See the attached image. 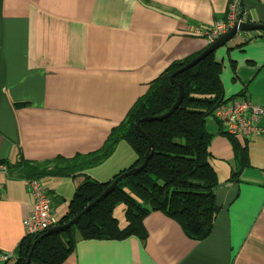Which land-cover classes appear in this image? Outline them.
<instances>
[{"label": "crops", "instance_id": "1", "mask_svg": "<svg viewBox=\"0 0 264 264\" xmlns=\"http://www.w3.org/2000/svg\"><path fill=\"white\" fill-rule=\"evenodd\" d=\"M227 3L0 0V160L7 161L0 164V254L15 257L25 237L31 182L46 187L60 220L82 179L18 178L9 176L8 165L97 150L152 79L209 45L194 28L223 19ZM242 8L247 21L264 24V0H242ZM258 31L235 34L213 55L221 64L223 97L242 93L239 98L264 108V34ZM258 125L261 134L236 138L248 152V165L238 173L231 139L220 134V125L210 130L209 162L219 184L207 237L191 239L173 218L152 210L143 219L144 241L134 235L80 239L62 264H264V115ZM117 145L83 175L107 182L132 166L135 153ZM125 210L123 203L113 208L119 228L127 225Z\"/></svg>", "mask_w": 264, "mask_h": 264}, {"label": "trees", "instance_id": "2", "mask_svg": "<svg viewBox=\"0 0 264 264\" xmlns=\"http://www.w3.org/2000/svg\"><path fill=\"white\" fill-rule=\"evenodd\" d=\"M260 31L264 34L263 30ZM200 52L172 61L152 79L146 91L135 100L125 118L111 128L97 150L75 154L71 158L57 156L44 163L22 160L8 165L7 173L26 179L82 176L66 213L58 223L72 219L122 172L107 182H98L83 175L85 169L103 162L119 141L127 142L137 155L131 167L142 163L147 142L135 131V121L144 116L162 114L170 108L176 99L177 88L169 82L168 76ZM213 52L174 75V79L183 87V97L168 117L160 121L140 122V127L153 144L151 157L145 167L137 174L118 181L110 193L82 213L74 224L43 236L36 243L28 264H62L75 251L80 239L121 240L134 235L144 241L147 232L143 219L152 210H159L173 218L191 239L200 240L209 235L218 211L214 197L219 181L209 162V145L213 134L206 128V119L209 117L206 112L215 103L226 100L219 77L221 64L214 58ZM241 95L239 93L236 96ZM220 134L227 135L222 130ZM227 136L233 145L238 173L248 165L247 147L239 143V138ZM6 162L0 160V164ZM236 175L233 173L230 178ZM118 203L126 207L127 225L124 228H119L113 216V208ZM35 238L37 236L25 235L14 250L15 257L10 256L0 264H24Z\"/></svg>", "mask_w": 264, "mask_h": 264}, {"label": "built area", "instance_id": "3", "mask_svg": "<svg viewBox=\"0 0 264 264\" xmlns=\"http://www.w3.org/2000/svg\"><path fill=\"white\" fill-rule=\"evenodd\" d=\"M238 21H247L242 0H228L225 17L212 22L205 30L194 28V34L204 37L210 44ZM212 115L219 122L221 130L232 137L246 139L263 132V128L258 125V120L264 115V108L252 104L246 98L238 96L227 98L217 104ZM30 198L31 209L23 218L22 224L25 235L37 236L56 224L59 219L52 214L51 200L44 185L31 182ZM8 257L10 256L7 254H0V262L7 260Z\"/></svg>", "mask_w": 264, "mask_h": 264}, {"label": "water", "instance_id": "4", "mask_svg": "<svg viewBox=\"0 0 264 264\" xmlns=\"http://www.w3.org/2000/svg\"><path fill=\"white\" fill-rule=\"evenodd\" d=\"M252 30L253 31L254 30H263L264 31V24L257 23V22H251V21H238V22H236L226 33L219 36L215 41H213L206 48H204L198 55H196L194 58H192L190 61L185 63L183 66H181L175 72H172L168 76L169 82L177 88L176 99L174 100V102L172 103L170 108L167 111H165L164 113L159 114V115L144 116V117L140 118L139 120L135 121V123L133 125L135 131L139 135H141L147 142V151L144 154V159H143L142 163L137 165V166H134V167H131V168H128V169L122 171L115 178H113L112 181L110 182V184L99 194V196L96 197L89 204H87L83 208V210L79 214H77L75 217H73L72 219L68 220L65 223L54 224L51 227L47 228L45 231H43L42 234H40V235L37 234V238H35V240L32 242L30 250H29V252L25 258L24 264L29 263L31 253H32L36 243L43 236L49 235V234L54 233V232H59L65 228L69 227L70 225L74 224L79 219V217L82 213L87 211L93 204L97 203L100 200V198H102V197L106 196L108 193H110L113 190V188L116 186L118 181H120L125 176L137 174L143 167H145V165L147 164L148 160L151 157V154L153 151V144H152L150 138L148 137V135L140 127V122L141 121H160V120L168 117L179 106V104L182 100V97H183V87L180 83H178L174 79V75L176 73H179L183 70H186V69L192 67L200 59L204 58L209 53L215 51L218 47L225 45L227 42H229L234 37L235 34H237L239 32H243V31H252ZM217 104H218V102L215 103L211 108H209V110L206 112V115H211L212 111L216 108Z\"/></svg>", "mask_w": 264, "mask_h": 264}, {"label": "rangeland", "instance_id": "5", "mask_svg": "<svg viewBox=\"0 0 264 264\" xmlns=\"http://www.w3.org/2000/svg\"><path fill=\"white\" fill-rule=\"evenodd\" d=\"M255 105H258V104H255ZM213 116H211V115H209V117H207V119H206V128L208 129V131H210L211 129H212V131H214V130H216V126L218 127L217 129L219 130V123L215 120H213V118H212ZM217 122V123H216ZM217 131V130H216ZM211 132V131H210ZM123 144H125V146H129V144L127 143V142H125V141H120V143L117 145V147L118 146H120V145H123ZM116 147V146H115ZM129 148L133 151V149L129 146ZM115 149V148H114ZM134 152V151H133ZM135 153V152H134ZM136 155V154H135ZM137 156V155H136ZM131 167V166H130ZM128 169V168H127ZM112 178H113V176H112ZM111 178V179H112ZM110 179V180H111ZM110 180H108V181H110Z\"/></svg>", "mask_w": 264, "mask_h": 264}, {"label": "clouds", "instance_id": "6", "mask_svg": "<svg viewBox=\"0 0 264 264\" xmlns=\"http://www.w3.org/2000/svg\"><path fill=\"white\" fill-rule=\"evenodd\" d=\"M58 221H59V220H58ZM57 223H58V222H57ZM57 223H56V224H57Z\"/></svg>", "mask_w": 264, "mask_h": 264}]
</instances>
